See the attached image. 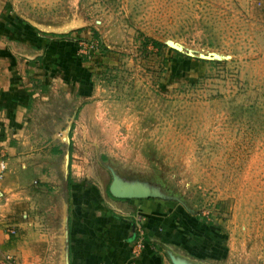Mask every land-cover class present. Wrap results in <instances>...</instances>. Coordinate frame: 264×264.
<instances>
[{"label":"rangeland","instance_id":"obj_1","mask_svg":"<svg viewBox=\"0 0 264 264\" xmlns=\"http://www.w3.org/2000/svg\"><path fill=\"white\" fill-rule=\"evenodd\" d=\"M7 6L8 57L0 78L20 98L0 112L6 140L0 164L9 143L20 159L0 171V181L14 168L16 188L28 190L30 200L14 205L0 184L1 203L13 206L0 228L38 257L23 261L0 246V264L55 263L67 228L70 253L73 236L79 249L85 236L95 249L101 239L110 249L115 217L124 220L131 210L142 225L147 221L148 214L136 213L144 200L157 205V216L189 225L197 244L188 249L203 255L192 261L264 264V0H8ZM72 21L83 25L63 34L32 24ZM28 29L38 31L43 47L21 41ZM146 38L160 45L146 46ZM166 40L230 58L200 59ZM108 166L124 182L166 197L113 199Z\"/></svg>","mask_w":264,"mask_h":264},{"label":"crops","instance_id":"obj_2","mask_svg":"<svg viewBox=\"0 0 264 264\" xmlns=\"http://www.w3.org/2000/svg\"><path fill=\"white\" fill-rule=\"evenodd\" d=\"M7 1L8 0H0V66H5L8 57V47L6 46L5 40L2 38L4 31H7L8 34V26L6 24L9 15ZM27 32L28 36L24 37L21 41L25 40L29 44H33L39 48L44 46L45 43L40 37H38L39 33L36 29H28ZM49 52L50 51H48V53ZM42 55L43 52H39L36 57ZM60 60L62 63L63 59ZM56 62L59 63L58 58L56 59ZM35 71L39 72L38 74H41L38 75L39 78H45L43 75H45L46 71H39V69H36ZM9 84L10 82L6 79L0 78V112H3V109L7 108L13 110L18 106L13 99L20 98V93L19 91L12 90ZM10 144L11 143L7 145L9 156L4 160L8 167L10 162L15 164L16 161L20 159V155L16 152V148H13V146L10 147ZM5 146L6 140L0 138V151L1 149H4ZM13 169L10 170V172H12L11 175L7 176L9 177L8 181H0V184L3 185V189L11 190L9 199H11L13 204L23 207L24 204H27L26 202L30 200L29 191L25 189L17 190L16 187L19 186L20 178L19 175L16 173L14 174L16 170L13 171ZM4 195L5 193L3 194V197ZM6 204L7 203H1L0 201V218H4L2 216H4L5 212L8 210L11 212L13 208V206H11V209H7L8 207ZM156 208L157 205L148 200H144L141 207L137 208L136 213L142 212L144 215H149V217H144V220L147 221L143 222V225L141 224L145 238L144 244L140 250H138L139 240L134 231V226L139 223L138 219L136 220L135 215L130 213L133 211L119 207L118 209L120 211L128 210L127 213L123 212L128 218L122 220L115 217V240L112 248L104 249L103 240L101 239L99 245L98 243L96 244L95 249L94 246L88 242L89 236H85L83 240L85 246L79 249L76 245L77 238L73 236L72 238L74 242L72 245L73 249L70 253V264H172L169 259H166V256L163 253V250L166 251L165 246L172 250L176 255L186 257L189 260L192 259V255L202 257L203 255L200 254L198 249L194 252L188 249L191 247L190 244H197L195 240L190 239L195 233L189 231V225L176 217H168L167 215L157 216L154 212ZM163 211H165V206ZM2 222L3 219H0V224ZM13 225L17 224L15 223ZM0 227H3V225H0ZM25 244V240L10 237L8 234L2 233L0 228V246H2L10 256L18 259L23 258V261L25 258L30 257V260H32L33 263V258L38 257V255L34 256L38 251L30 252V250H25ZM161 247H163V250ZM214 255L215 251L205 253L204 258L208 260L210 256L211 258H214ZM217 255H220V253L217 252ZM61 259V257H57V261L53 264H60Z\"/></svg>","mask_w":264,"mask_h":264},{"label":"water","instance_id":"obj_3","mask_svg":"<svg viewBox=\"0 0 264 264\" xmlns=\"http://www.w3.org/2000/svg\"><path fill=\"white\" fill-rule=\"evenodd\" d=\"M32 24L39 30H41L40 25H43V24H37L34 22H32ZM43 32H46V31H43ZM46 33L63 34L57 31L46 32ZM166 44L178 51L186 52L190 56H197L198 58L204 59V60L220 61V60H227L230 58L229 55H224V54H221L219 52H214V51H207V52L199 51L197 54L195 53L193 49H190V48H188L186 51H183L181 49L182 45L181 44L177 45V42L175 43L173 42V40H166ZM69 159H70V153L68 152L65 156V171L67 173H68V166L70 163ZM108 167L112 174V182L110 183L109 191L114 197L122 198V199H147V198L151 199V198H165L166 197L164 194H162L157 189L146 186L144 184L124 182L123 180H121V177L119 176V174L115 171L113 167L111 166H108ZM65 219L68 220V216H66ZM65 224H66V221H65ZM64 239H65V250L63 251V254L61 257L62 264H70V257H69L70 252H69V248L67 244L69 240L68 228L66 229ZM165 249H166V252L172 264H205L203 262H194L191 259L189 260L186 257L178 256L172 250H170L167 246H165Z\"/></svg>","mask_w":264,"mask_h":264},{"label":"bare ground","instance_id":"obj_4","mask_svg":"<svg viewBox=\"0 0 264 264\" xmlns=\"http://www.w3.org/2000/svg\"><path fill=\"white\" fill-rule=\"evenodd\" d=\"M34 23L43 24V25H40V29L43 30V31H46V32L57 31L59 33H69L71 31H73L74 29H77V28H79V27H81L83 25V23H80V22H77V21H72V22H69V23H65V24L60 25V26H55V25H51V24H47V23H41V22H34ZM173 42H175V41H173ZM179 44H181V43L177 42V45H179ZM181 49L183 51H185V46L182 45Z\"/></svg>","mask_w":264,"mask_h":264},{"label":"trees","instance_id":"obj_5","mask_svg":"<svg viewBox=\"0 0 264 264\" xmlns=\"http://www.w3.org/2000/svg\"><path fill=\"white\" fill-rule=\"evenodd\" d=\"M148 42H151V44H152L153 46H159V45H160V43H159L158 41H156V40H151V39H149V38H146V40H145L146 46H148V44H147ZM104 157H106V156H104ZM71 183H72V177L69 175V177H68V184L71 185ZM108 194H109L113 199H118V198L114 197V196L110 193L109 188H108ZM67 200H68V199H67ZM121 200H131V199H121Z\"/></svg>","mask_w":264,"mask_h":264},{"label":"flooded vegetation","instance_id":"obj_6","mask_svg":"<svg viewBox=\"0 0 264 264\" xmlns=\"http://www.w3.org/2000/svg\"><path fill=\"white\" fill-rule=\"evenodd\" d=\"M118 199H122V198H118ZM134 231L136 233V237L138 238V240H140V238H143V241H144V238H145V234H144V231L142 230V226H141V223H137L135 226H134ZM139 233H138V232Z\"/></svg>","mask_w":264,"mask_h":264},{"label":"built area","instance_id":"obj_7","mask_svg":"<svg viewBox=\"0 0 264 264\" xmlns=\"http://www.w3.org/2000/svg\"><path fill=\"white\" fill-rule=\"evenodd\" d=\"M0 168H2V169H0V171L2 173L5 172V170L7 169V163L5 161H2L1 164H0ZM11 232L13 234H15V230L14 229H12ZM143 244H144L143 238H140L139 244H138V248H139L138 250H140L142 248Z\"/></svg>","mask_w":264,"mask_h":264}]
</instances>
